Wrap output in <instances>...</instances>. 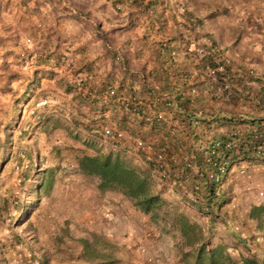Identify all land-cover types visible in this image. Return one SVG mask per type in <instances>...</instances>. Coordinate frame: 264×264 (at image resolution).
<instances>
[{
	"label": "trees",
	"instance_id": "obj_1",
	"mask_svg": "<svg viewBox=\"0 0 264 264\" xmlns=\"http://www.w3.org/2000/svg\"><path fill=\"white\" fill-rule=\"evenodd\" d=\"M44 1L34 0L32 5L28 4L29 0L0 2V76L6 78V82L2 83L0 81V96L14 93L11 83L18 79L19 73L12 68L15 65H22L18 58L19 53L15 52L17 46L23 50L26 56L25 62L27 56L34 53L40 63L52 61L55 66L62 61L64 43L68 37L73 36L72 33L65 36L61 34L58 23L66 19L82 22L84 27L88 23H92L93 35L101 41L103 60L110 64V69L114 68V64L117 62L119 63L117 67L121 66L124 70H122L121 79L114 86L112 84L114 79L111 78L109 72L101 77L100 82L94 83L96 80L94 81L91 72V62L84 63L79 68H74L73 75L83 73L85 83L79 89L71 82L63 85L65 91L70 90L72 93L70 99L74 105L73 112H65L67 115L64 118H62L63 114L56 112L36 114L34 124L32 126L27 124L26 128H31L32 131H41L48 136L55 129H62L72 142L80 145L76 148L78 150L74 155L76 171L80 175L96 179V189L100 193L106 191L119 193L131 208L144 215L149 224H152L157 231L169 236L177 249L178 263L264 264V253L258 255L250 252L245 244V241L249 238L252 244H255L254 239L257 237H262L264 243V202H250L248 204L245 211V219L251 223L248 227V239L246 237L242 238L240 234H233L228 229L221 232L216 226V220L227 218L228 211L226 208L233 196V182L229 181L228 172L218 181H214L209 176V163L205 160L206 154H204L208 150L211 141L216 138L205 136L204 130L207 131L224 125L231 127L230 130L236 131L237 146L222 150V156L229 160L230 166L240 162L251 163V165L252 163L264 164V154L255 158L249 156L252 144L247 142L248 137L246 135V133L253 130L254 127H251L253 122L264 120V117L250 120L233 116L220 117L217 116L218 111L215 112L216 115H213V117H210L211 113H208L209 117H203V114L207 113L203 112L204 109L211 108L208 101L191 97L189 93L184 94L183 90L179 91L177 95L175 94L174 100L177 101L180 98L184 104L196 107L197 112L201 113V118H197L198 123L201 125L200 131L195 132V128H192L191 124L195 120L191 113L193 110L189 109L187 111V109H184L181 112L172 110L169 98H156L155 105L158 110L151 118L145 116L144 111L147 106L151 105V101L140 103L138 99L131 97V92H133L131 90V80L136 79L139 83V90L146 92L152 74L156 72V69L146 68L144 61L142 64H137L136 69L131 71L129 57L141 50L142 45L138 46L131 35H124L121 32L127 30L132 32L134 27L140 23L142 15L152 9L154 14L151 20L154 22L156 30L167 32L165 25L168 16L164 12L167 8L164 0H147L145 3H143V0H110L113 4L129 1L134 9L127 13L123 25H111L106 29H101L98 19L91 15L89 6L93 0H67L68 11L59 15L57 10L60 6L46 0L53 7L54 13L52 14V20L47 24H43L38 15L39 8L44 4ZM9 3H14L13 6L19 13L16 19L11 22L4 15ZM184 4L185 2L178 0V6L184 7ZM223 12V9H207L204 15L198 18L192 16V13L184 7L183 12L180 14L185 22L182 24L188 27V31H192L195 27L201 26L205 19L212 22ZM33 17L38 19L37 23H34ZM77 31L79 32V30ZM20 32L38 34L32 49L27 50L20 41ZM204 34L219 49V53H226V50L220 47L208 32ZM166 35L164 41L151 43V46L156 45L157 57H159L161 51L169 52L173 49L172 41H175L176 44L180 43L181 33L179 29H171V32H167ZM185 42V52L192 50L194 46L192 39H185ZM40 46L44 48V52H38L37 48ZM186 53L185 57L190 56ZM9 58H18V60L8 62ZM198 62L199 64L196 66L205 70L206 62ZM169 65L172 66L173 63L170 62ZM175 68H178L182 75L188 74L185 63L179 64V67L175 66ZM161 70L164 71L162 68ZM37 74L39 73L34 72L28 76V85H32L33 82L39 79ZM230 74L233 81L230 88L232 93H238L247 103L252 100L255 103L254 99H257L255 91H258V94L262 92L264 97L263 86L257 90H252L250 87H246L243 82L240 83V79L236 78L238 76L234 72L231 71ZM126 80L128 81L126 82ZM189 91L193 93V89H189ZM202 91H206L209 100L215 97L221 102L229 103L232 98H226V93L216 97L211 89L207 90V87ZM29 92V96L24 97L26 102L29 101L33 90L29 89ZM193 99L196 100V103H193ZM113 108H118L122 111V114L116 116L110 113L108 119L104 113L108 110L114 112ZM61 109L63 108L58 109L59 112ZM165 110L170 113L169 119L171 120L169 122L163 114H158L159 111L163 113ZM14 111L13 108L9 109L7 104L0 101V126L3 125L7 116L13 115ZM132 113L140 114L142 119L140 123L146 125L148 131L153 132L152 136H154L155 141L152 143L155 148L161 147L170 153H181L186 156L188 165H183L182 161H178V164L173 166L175 178L183 180L187 187H190L195 181L202 184V202H190L175 186L173 187L176 191L171 192V199L163 197L162 194L167 188L164 181H159L152 172V161L145 159L141 152H133L130 148L131 145H127L123 140L115 141L104 137L94 128L97 125L111 124L131 137L136 136L140 132L134 131L126 124L127 121L131 120L130 115ZM212 121H215L217 125L211 126ZM243 123L247 124L249 131L239 134L236 127ZM230 130L219 137L228 140ZM54 151L57 155L60 153L58 148H54ZM11 155L10 134L7 133L4 137L0 136V172L11 159ZM29 156L28 154L27 157ZM192 164L195 165L196 172L193 171ZM56 167L48 166L39 170L35 169L33 171L35 176L30 180V187L26 190V196L32 193L33 196H37L39 191L47 193L52 186ZM10 195L11 201H13L12 205L16 209L24 208L17 196ZM35 201L36 198L32 201L31 207L36 206ZM7 203L8 200L2 199V204ZM204 206H207L209 210H204ZM232 215L236 218L238 216L236 214ZM21 216H23L21 224L25 223L24 229H27L32 225V221L29 219V210L23 211ZM68 222V220H64L62 226L50 236L49 246L42 245L39 243L40 240H37L33 251L36 255L32 256L35 258V264H116L118 262L117 247L105 234L82 228L83 234L74 237L67 227ZM237 225L240 227V224L237 223ZM233 251H235V255Z\"/></svg>",
	"mask_w": 264,
	"mask_h": 264
},
{
	"label": "rangeland",
	"instance_id": "obj_2",
	"mask_svg": "<svg viewBox=\"0 0 264 264\" xmlns=\"http://www.w3.org/2000/svg\"><path fill=\"white\" fill-rule=\"evenodd\" d=\"M1 1L5 2L6 0ZM10 1L17 2L20 0ZM33 1L29 0L28 4L32 5ZM36 1L41 2V0ZM50 1L60 6L59 10H57L58 15L66 11L65 5L67 4V0ZM100 1L102 0L93 2L91 13L94 12L97 15H101L102 21L107 23V21L109 22L110 19L113 20L114 18L111 11L99 9ZM13 4L9 3L4 12L6 19L10 22L15 20L19 14ZM52 8L51 4L46 0L40 6L38 18L43 24H47L52 20V14L54 13ZM95 14L92 15L97 17ZM252 15L254 22L262 19L263 23L264 11L254 10ZM32 20L34 23L38 21L36 17H33ZM58 25L61 32L65 34L69 31L76 32L79 29V33L76 35L78 39L85 40L84 53L86 57L90 60H96L93 62L94 66H101L97 65L100 60L98 59L100 43L99 41L92 42V37L94 36L92 29H89L87 25L84 27L82 22L74 21V19H66L63 24L58 23ZM212 32H215V30H212ZM20 34V41L27 50L32 49L38 34H30L29 32H20ZM72 43L69 42L67 46ZM223 43H225V40H223ZM15 49V52L19 53L18 58L22 65H15L12 68L19 73L18 79L11 83L14 93L0 96L2 103L7 104L9 109L13 108L15 110L13 115L7 116L3 125L0 126L1 137L6 136L7 133L10 134L12 152L11 159L3 166L0 172V264H35V258L32 256L36 255L33 251L37 240H40L39 243L42 245L49 246L50 236L62 226L64 220L69 221L67 227L70 234L74 237L83 234L82 228L86 230L93 228L110 233L108 234L110 239H108L122 248V250H117V255L122 256L120 264H129L130 256L133 264H179L176 261L177 249L169 236L157 231L149 222L145 226L142 217L134 215L127 202H120L115 197L102 198L98 196L96 192L99 194L103 193H100L96 189L97 180L80 175L76 171L74 155L78 150L76 148L80 145L72 142L66 133L59 128L55 129L49 136L41 131H32L31 128H26L27 124L30 126L34 124L36 114L56 112L63 114L62 118H64L67 115L65 112H73L72 108L74 105L70 99L71 91H65L63 87V70L55 71L54 67L56 66L53 65L52 61L46 63L38 62L39 59L35 53L27 56V61L23 62L20 57V53L23 50L19 46ZM37 49L38 52H44L42 46ZM186 52L196 59L193 57L192 50ZM228 55L232 59H235L233 54ZM94 56L97 57L93 59ZM18 58H9L7 61H17ZM242 59L244 58L242 57ZM102 62L104 65L108 63L103 59ZM34 72L39 73L37 74L39 79L33 82L32 85H28V76ZM187 73L185 77L191 79L193 84H190L191 86L189 87L187 86L183 93H189L191 97L209 101L206 91H202L205 87H207V90L209 88L206 76L202 73L196 75L190 70ZM115 74L116 70L115 72L113 70L112 77L116 76ZM73 78L74 75L71 73L69 80L72 84ZM0 81L2 83L6 82L5 76H0ZM112 84L115 86L117 83L112 81ZM28 87L33 90V93L30 98L26 97L29 98V101L26 102L24 97L30 94ZM189 89H193V93ZM255 96L258 100H261L262 92L258 94V91H255ZM40 99L47 100V105L44 108L35 107L36 102ZM54 101L63 108L60 112L59 110H52L51 106ZM194 102L196 103V100L193 99ZM261 127L256 126L253 129H260ZM238 133L244 134L240 130H238ZM54 148L60 150L58 155L55 154ZM132 148L134 149V146ZM28 154L30 155L29 157H27ZM177 164L178 162L174 165ZM56 165L58 166L56 167ZM48 166L56 167L53 175L54 180L49 191L47 193L39 191L37 196H33V193L28 195L29 197L26 196V190L30 187V180L35 176L33 171ZM260 166L261 164L252 163L251 165V163L240 162L229 169L228 178L229 181L233 182V196L226 208L229 216L227 215L226 219L221 218L219 221L216 220V226L221 232L224 229H228L231 233L240 234L242 238L246 237L248 239V227L251 225L245 219V211L248 204L250 202H264V168ZM239 168L243 170V173H238ZM164 183L168 192L166 197L171 199V192H175L176 190L173 186L168 185L167 182ZM10 194L17 196L19 202L24 205V208L16 209L12 205L13 201H11ZM35 198L36 206L31 207L30 205ZM2 199L8 200V203L2 204ZM93 201L95 202L93 211L89 212L87 205ZM230 203H234L235 206L231 208ZM25 210H29V219L32 221V225L27 229H24L25 223L21 224L23 220L21 214ZM105 212H110L112 215L111 221H107L108 217L104 215ZM232 214L238 215V219ZM236 222L240 224V227H238ZM254 243L252 244L249 238L245 241L246 248L258 255L264 253L262 237L254 239ZM141 246L143 247V251L140 250ZM233 254H236L235 251H233Z\"/></svg>",
	"mask_w": 264,
	"mask_h": 264
},
{
	"label": "crops",
	"instance_id": "obj_3",
	"mask_svg": "<svg viewBox=\"0 0 264 264\" xmlns=\"http://www.w3.org/2000/svg\"><path fill=\"white\" fill-rule=\"evenodd\" d=\"M99 0H93V2H97ZM147 0H143V3H145ZM184 4V7L188 12L192 13V16L194 17H201L204 15L205 11L207 9H223L224 12L218 15L214 21H208L205 19L203 24L199 27H195L194 30L188 31V27L183 25L184 19L182 18L180 12L178 11V0H164V4L167 7L164 11L166 13L167 21L165 28L167 32H171V29H179L181 33V39L179 40L180 43L176 44L175 41L171 42L172 45H174L173 49L169 52L167 51H161L159 57H157L156 52V45H152L151 43L157 42V41H164L167 37V32H158L156 30V26L154 22L151 20L154 12L152 13V10H148L145 14L142 15V19L140 23H138L132 32L123 31L121 32L124 35H131L133 41L135 44L142 45V49L137 51V53L131 54L130 59V66L131 71H134L136 69L137 64H142L144 61L146 63V68H153L156 69V72H153L151 81L148 84V91L143 92L142 90H139V83L136 79H132L131 84V97H135L139 100L140 103L151 101V105L145 109L144 114L148 118H151L154 116L156 110L155 105V99L156 98H169L171 101L172 110L180 111L187 109H192L191 112L195 118V120L192 122V128H195V132L201 130V125L198 123L197 118H201V113L197 112L196 107L184 104L182 99H178L177 101L174 100L175 94L177 95L179 91L184 92L186 87L191 86L192 83L191 79H187L185 76L182 75L181 72H179L178 68L179 64L185 63L187 65V72L189 70L194 74H200L202 73L204 76H206L208 80V85H210V78L206 75L205 70L200 69L199 66H196L199 64L197 59L192 58L191 56L185 57V39L188 40L192 39L193 42H196L198 38L202 35H205L204 33H209L211 35V38L215 40L220 47L224 48L226 50L227 54H233L235 56V59H232L230 56L231 61V70L236 74L237 79H240V83H245V78L241 77L237 74L238 71L245 70L246 68L252 67L255 70H257L260 74H262V77L256 80L255 82L250 84V88L252 90H257L259 87L264 88V18L263 23L262 19L260 21L256 20L254 22V18H252V14L254 10H258L260 12L264 11V0H194V1H188V0H180ZM93 2L90 4V12H92L91 7ZM108 7L110 8L108 10ZM66 11H68L69 5L68 2L65 5ZM99 9L102 11H111L113 20L107 21L105 23L102 21L101 15H97L94 12L91 13V15L95 14L96 19L100 22L101 29H106L108 26L111 25H123L125 23V16L130 10H133L134 7L129 1H123L119 3H111L110 0H102L100 1ZM158 10V8H157ZM65 11V12H66ZM72 11V10H71ZM259 14V13H257ZM92 15V16H93ZM94 17V16H93ZM248 18V19H246ZM65 21V20H64ZM61 22V24L64 23ZM122 23V24H120ZM185 23V22H184ZM89 29L93 28L92 23L87 24ZM91 27V28H90ZM174 28V29H173ZM212 28V29H211ZM211 29V31H209ZM79 30V29H77ZM212 30H215V32H212ZM77 32H67L62 33V36L69 35L70 33L73 34L70 38L68 37L66 42L64 43V48L62 49V54L64 55L62 61L55 65L54 70H63V81L62 83H69V76L71 73L73 74L74 68H79L84 63L91 62V72L93 73V79L94 83H97V81H101V77L106 73L109 72L111 75V78H113L114 83H117L122 76V70H124L121 66L117 67L119 63L115 62L114 68L110 69V65H107L109 63H106V65L102 62V56H101V41L100 39L95 38L94 36L92 42L99 41L100 43V54L101 58L98 59L99 62L97 65L101 66H94L93 63L96 60H90L86 57L84 53V45H86L85 40L81 38H77ZM79 33V32H78ZM118 36V35H117ZM145 36V37H144ZM188 37V38H187ZM223 40H225V43L222 44ZM69 42H73L71 45L67 46ZM35 43V42H34ZM33 43V44H34ZM188 54V53H186ZM189 55V54H188ZM97 56H94L96 58ZM242 57L244 59H242ZM20 60V59H19ZM22 61V60H21ZM24 62V61H23ZM172 62L173 65L170 66L169 63ZM201 65V64H200ZM93 67V68H92ZM164 69V71L161 70ZM115 72L116 70V76L112 77V72ZM73 71V72H72ZM112 71V72H111ZM70 72V73H69ZM161 72V73H160ZM95 73V74H94ZM114 74V73H113ZM128 80H126L127 82ZM210 90V88H208ZM262 90V89H261ZM237 94V95H236ZM234 93V96L230 99L229 103L227 102H221L220 100L216 99L215 97L210 98L208 101V105H210V109L206 108L203 112H207L203 114L204 116H208V113H211L210 117L215 116L217 112V116L220 117H241L246 120L250 119H258L264 117V97L262 96V99L259 103L253 102V100L250 103H247L246 100L240 98V95L238 93ZM73 104V103H72ZM71 104V105H72ZM68 105V104H66ZM53 111H56L60 108V104L58 105L56 101L53 102V105L51 106ZM114 112H110L109 110L104 113V115L109 119L110 113L115 114L118 116L119 114H122V111L118 110V108H113ZM214 110H216L214 112ZM163 114V116L168 119L169 122L171 119L170 113L165 110L158 113ZM209 117V116H208ZM130 121H127L126 124L130 126L134 131L140 132L136 136H133L132 138L138 139V140H147V141H155L154 136H152L153 132L148 131L147 126L140 123L142 121L141 115L137 113H132L130 115ZM217 123L215 121H212L210 124L211 126H215ZM256 126H262L264 128V120L261 121H254L251 127ZM231 127L229 126H218L211 130H207L205 132V136L207 137H219L222 134H224L226 131L230 130ZM236 129L245 132L249 131L248 126L246 123L240 124L236 127ZM203 131V130H202ZM127 145H131V150L134 152L132 145L134 144L132 141L130 142L128 139L123 140ZM98 196L102 198H111L115 197L120 202L122 201L127 202L123 199V197L119 193L115 192H104L103 194H99L96 192ZM166 189L164 190L162 196L166 197L167 195ZM93 195V194H92ZM94 196V195H93ZM87 198V197H86ZM91 199V198H89ZM86 200V199H84ZM96 201V198H95ZM87 202V201H86ZM128 203V202H127ZM95 202H91L87 205L88 211H93V206ZM128 206L130 207L132 213L134 215H139L144 220V225L147 226V219L144 215L140 214L139 212L135 211L128 203ZM102 216V214H101ZM114 216V215H113ZM103 218V217H101ZM104 219V218H103ZM112 220V215L110 212H108V220ZM97 226V225H96ZM147 229V227H146ZM95 232L105 234L108 237L107 232L100 231L93 229ZM148 230V229H147ZM115 236V235H113ZM111 236V237H113ZM110 239V238H109ZM116 244L115 242H113ZM120 243V241H119ZM122 243V242H121ZM117 245V244H116ZM117 250H122L121 246H116ZM126 250V245H125ZM118 254V251H117ZM120 255V254H119ZM130 256V255H129ZM127 256V257H129ZM121 255L118 256V262L116 264H120ZM178 257V253L176 254V259ZM177 261V260H176ZM178 263V262H177ZM129 264H133V260H129ZM180 264V263H179Z\"/></svg>",
	"mask_w": 264,
	"mask_h": 264
},
{
	"label": "built area",
	"instance_id": "obj_4",
	"mask_svg": "<svg viewBox=\"0 0 264 264\" xmlns=\"http://www.w3.org/2000/svg\"><path fill=\"white\" fill-rule=\"evenodd\" d=\"M184 7L179 5L178 11L183 12ZM192 48L193 57L198 61L206 62L207 66L205 68L206 75L210 78L211 84L209 88L212 90L214 96L219 97L226 93V98L234 96L232 90L230 89L233 81L231 79V61L229 55L225 52L219 53V49L214 46L209 38L202 35L198 38L196 42L193 43ZM20 57L25 62L26 56L22 52ZM211 63V64H210ZM238 75L245 78V86H250L251 83L255 82L262 77L257 70L252 67L246 68L245 70L238 71ZM85 83V77L83 73H77L74 75L73 84L79 89ZM111 93V91H110ZM241 98V96H240ZM170 100V99H169ZM256 103H259L258 98L254 99ZM169 102V101H168ZM47 105L46 99H40L36 102L35 107L44 108ZM97 132L102 136L115 141H121L128 139L134 144V151L141 152L145 159L152 161V172L159 181L167 182L170 186H175L181 194H183L190 202L200 203L203 197V187L202 184L197 181L193 182L190 187H187L183 180L175 178L174 164L178 161H182L183 165H188L186 161V156L181 153H170L161 147L155 148L152 141L136 140L123 132V130L118 129L111 124H102L94 127ZM236 131H230L228 133V140H223L221 137H216L211 141V144L204 154H206L205 160L209 163V176L218 181L226 172L229 173L230 166L229 160L222 156V150L232 149L237 146ZM247 142L251 143L252 149L249 153L250 157H257L264 154V128H256L251 132L246 133ZM246 138V137H245ZM185 162V163H184ZM192 169L196 172V167L192 164ZM261 168H264V164H261ZM238 173H243L241 168L238 169ZM234 203H230V207L233 208ZM204 210H209L207 206L203 207ZM104 215L108 217V212ZM104 216V217H105ZM143 251V247L140 248Z\"/></svg>",
	"mask_w": 264,
	"mask_h": 264
}]
</instances>
